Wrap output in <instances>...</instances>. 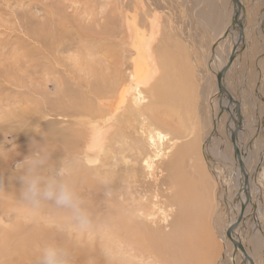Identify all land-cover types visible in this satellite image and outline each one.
Returning <instances> with one entry per match:
<instances>
[{"label": "rangeland", "instance_id": "1", "mask_svg": "<svg viewBox=\"0 0 264 264\" xmlns=\"http://www.w3.org/2000/svg\"><path fill=\"white\" fill-rule=\"evenodd\" d=\"M138 1L0 0L1 260L35 264V259L26 261L17 253L21 251L16 249L20 248L18 239L15 235L10 239L16 229L35 232L39 238L40 242L36 241L29 253L37 252L47 242L63 241L73 247L75 264H144V252L126 245L130 242L122 234L115 236L110 223L102 218L113 202L108 199L111 193L106 191L101 177H95L93 167L88 170L89 182L75 179L90 213L89 225L81 228L69 221L66 213L50 206L41 208L34 216L20 196L14 164L40 136L56 156L71 153L84 159L88 155L90 128L105 122L110 113L116 114L117 121L124 120L122 114H125L131 118L130 127L140 130V116L122 110L115 112L121 105V92L129 84L132 60L136 57L125 20L136 16L138 30L145 29V34H149L148 15L156 14L162 33L151 44L159 70L148 89L140 86L146 99L144 104H148L144 124L180 139L179 148L191 147L192 156L200 166L193 173L188 159L182 165L192 182L193 193L198 196L193 198L197 201L199 198V202L202 198L208 211L202 221L205 228L199 233L194 230L200 244L187 262L233 264L236 260L235 264H242L239 252H236L239 257L233 256L231 241L227 239L224 245L220 239L224 227L235 217L237 201L230 196L240 179V175L236 178V163L228 138L231 130L228 113L222 112L213 131L209 119L214 106L218 111L223 104L215 97L218 62L224 58V65L232 48L240 43L231 29L222 40L223 49L219 48L213 58L215 49L212 53L211 46L216 33L213 29L223 21L220 19L225 6L232 3L230 0H140L146 14L137 7ZM240 1L245 10L244 47L237 52L224 76L226 88L240 103L243 122L238 139L239 144L243 142L240 148L245 151L251 197L237 232L252 258L264 264V0ZM78 129L84 131L82 138L75 134ZM203 143L209 147L207 152L202 148ZM144 149L149 150L145 145ZM81 164L89 163L81 160ZM215 166L225 170L221 174L214 170ZM128 192L122 196L129 199ZM228 205L232 206L231 211ZM4 244L8 245L4 248Z\"/></svg>", "mask_w": 264, "mask_h": 264}, {"label": "bare ground", "instance_id": "2", "mask_svg": "<svg viewBox=\"0 0 264 264\" xmlns=\"http://www.w3.org/2000/svg\"><path fill=\"white\" fill-rule=\"evenodd\" d=\"M228 2L231 4L230 1ZM228 2H226L225 5ZM137 4V7L142 9V11L146 10L144 9L145 6L142 1L139 0ZM229 6H225V13H222L224 19L226 16L227 20L224 21L222 17L220 20L223 21H221L219 26H217V23L213 29L214 31L216 30V33L212 31L213 33H215L212 40V46L215 44V55L213 57L214 59L219 48L223 49L222 40L224 38H220L222 36V33L226 30V28H228V22L231 19L230 17L233 13L232 5ZM244 12L245 10L240 16L245 14ZM144 13H146V11ZM150 16L154 17L150 19ZM135 17L136 16L126 18L125 26L129 31V35H131V45L136 53V57L132 60L133 70H131L129 73V84H127V86L121 92V105L116 108L115 112H117L118 110H122L124 111V113L129 115L135 113L136 115L140 116L141 121L138 123L140 125V130L135 129V127L131 128V118L125 117V114L122 113L121 114L123 115L124 120L117 121V119L115 118L116 114L114 115V113H110V117L106 118L107 120L105 122H100L97 126L90 128V130H92V133L89 134L88 140L85 139L88 141V155L86 157L84 156V159L79 156L82 161L89 164L80 165L77 174L81 175L76 176L75 179H80L81 183L89 182L90 175L88 170L93 167L95 177H101L106 191L111 193V198L108 199H111V201L113 202L112 206L109 207V209L107 208V213H103L104 215L102 218L110 223V229L114 231V233H112L115 234V236H119L122 234L125 240L130 242L126 245L129 244L135 247L138 251L144 252V264H189L187 262L188 257L193 254L195 248L200 244L198 237L193 234L194 230L199 233L203 228H205L202 224V221L205 219L208 211L206 209L207 206L204 200L201 201L202 198H200V202L199 198L198 201L193 198L194 195H196V199L198 196L197 194L193 193L192 182H190V180L188 179L182 163H184V160L186 161V159H188V161L190 162L189 166L193 167V169L191 168V171L193 173L194 171L198 170L197 165L200 166V163L198 164V162L194 160L191 153V147L189 148L188 146L189 143L187 144L188 147L179 148L178 142L180 139L169 137L166 132L161 131L160 129H158V127L155 128L153 127V125L146 126L144 124L146 123L147 119L146 109H148V104H144L146 99L143 95L142 90L140 89V86L142 85V87H147L148 89V86L155 76V73L159 70V64L154 56L155 54H153L151 43L155 38H157L158 35H161L162 30L160 31V23H158V16L156 14L148 15V21L150 25V33L148 32L149 34H145V29L144 32L138 30L139 28H137L138 26L136 25ZM211 23L210 26L207 27L208 30L211 29ZM149 25H147V27ZM233 31L239 38V32L236 29H233ZM150 39L152 40L150 43H148ZM242 39L243 36H240L241 41L236 47V52L240 51L244 47V39L243 41ZM212 46L211 50L212 53H214V49H212ZM225 46L228 47L227 44H225ZM211 55L210 57L212 58ZM236 55L233 60L236 58ZM228 56L226 57V60ZM223 60L224 58L218 62V70L223 66ZM209 62L210 61H208V64ZM164 66L167 65L164 64ZM218 95L219 92L217 90L215 94L216 100L220 96ZM221 101L223 103H221L222 106H226V100L222 98ZM210 107L211 106H209V108ZM230 109L233 110L231 106ZM219 112L220 109L217 111L215 106L213 108V113L210 112L212 118L209 117V119L211 120L212 131L214 130V128H216L218 121L225 110H223V113ZM135 119L137 123V118L135 117ZM228 122L230 128H233L234 123L232 119H228ZM133 123H135V121ZM75 124L81 125V122H75ZM133 126H135V124H133ZM80 131L81 129H78L75 134L77 137L82 138L84 136V131ZM113 131H115V133L111 134V132ZM125 133H128L131 136H125ZM190 134L193 135V132H191ZM189 142L191 143V141ZM203 144L202 148L203 150H205V152H207L209 147L206 145V143ZM144 145L149 148L147 152L144 149ZM59 148L62 149L61 147ZM244 153L245 151L242 150V158L244 160V164H246V156L244 155ZM216 166L214 170H219L222 174V170L225 169H221L219 167L217 169ZM235 167L237 178L238 175H240L237 163ZM215 177L216 179L218 178V176ZM239 178L238 188L235 191L232 190L230 196L232 198L235 197L237 201V209L235 210L236 214L235 217H232L230 219V222L236 218V215L239 212V198L243 199L244 196L242 192V176L240 175ZM142 185H144L143 189L141 188ZM98 187L100 190L102 189L103 192L105 191V189L100 185ZM139 187L142 189L140 192L138 191L140 190ZM228 190H231V188H228ZM125 191H129L128 193H130V197L126 193L129 199L122 196L123 192ZM220 192L223 195L224 191L222 190ZM109 193H104V195L106 194V196H108L110 195ZM198 195L201 194L199 193ZM228 208L231 211L232 206L230 207L228 205ZM230 222L226 225V227L230 224ZM224 231L225 229L221 232L220 239H222L223 244L225 245L228 238L225 236ZM19 232L16 229L13 230L12 234L10 232V239L14 235L18 239L17 245L20 246V248L17 247L16 249H20L21 251L19 250L20 252L17 253L23 255V257L26 258V261L29 259L30 261L32 259H35L36 264L37 252L29 253L28 251H31L33 249L36 241L40 242L39 238L36 236L35 232L26 233L24 232V230H22L20 233ZM234 232L236 234L234 233L233 235L238 236L239 233L237 232V227L234 229ZM7 241H9V239H7ZM240 241L242 243V246L246 250L247 248L243 244L242 237ZM6 246L4 244V248ZM1 250L2 248L0 249V251ZM236 252H234L233 249V256L236 255V257H239ZM246 252L251 256V254L247 250ZM4 256L5 255H3V257ZM241 257L242 255L240 254V260ZM20 260L22 261V259ZM237 261L239 260L237 259ZM254 261L257 263L256 259H254ZM235 263L238 262L234 260L233 264ZM0 264H12V262L10 263V259L8 260V258H4V260L0 259Z\"/></svg>", "mask_w": 264, "mask_h": 264}, {"label": "clouds", "instance_id": "3", "mask_svg": "<svg viewBox=\"0 0 264 264\" xmlns=\"http://www.w3.org/2000/svg\"><path fill=\"white\" fill-rule=\"evenodd\" d=\"M81 159L71 153L56 156L43 136L34 139L30 149L14 164L23 201L38 215L50 206L66 213L67 219L81 228L90 223V213L76 185ZM36 264H75L73 247L67 242L51 241L37 249Z\"/></svg>", "mask_w": 264, "mask_h": 264}, {"label": "water", "instance_id": "4", "mask_svg": "<svg viewBox=\"0 0 264 264\" xmlns=\"http://www.w3.org/2000/svg\"><path fill=\"white\" fill-rule=\"evenodd\" d=\"M230 1L233 7L232 18L230 21V25L222 33V36L220 39L224 38V36H226L227 33L231 29H236L239 32L238 34H239V40H240V36H243L244 34L243 15L240 16L244 11V7L240 0H230ZM236 46L237 45L235 44V46L232 48V50L229 53L226 63L218 70V72L215 75L216 85L218 87V92L220 95L218 96L220 100L223 98L226 100V103H227L226 106H220L219 113H222L223 110H225L228 113V119L229 120L232 119L234 123L233 128H231L230 132L228 133V138H229L230 145L232 148L233 159L236 161L237 166L239 168L238 169L239 173L242 176V192L245 196L243 200L239 198L240 200L239 212L237 213L236 218L232 222H230V224L226 227L224 234L232 242L234 252L237 251L242 255L241 257L242 264H258L254 261L252 256H250L246 252L245 248L242 246L239 236L233 235L235 233L234 229L236 227L238 228V225L242 222L246 205L249 204L250 199H251L250 186H249V175L245 167L244 160L242 158V149L240 148L239 139H238V133L240 132L242 128V122H243L242 114L240 112V103L236 100L233 94L226 88L225 82H224L225 73L230 67L233 61V58L237 54ZM212 49H215V44L212 46ZM220 100L218 101V103H220ZM230 106L233 108V110L230 109Z\"/></svg>", "mask_w": 264, "mask_h": 264}]
</instances>
